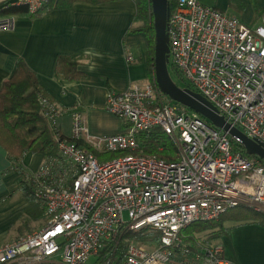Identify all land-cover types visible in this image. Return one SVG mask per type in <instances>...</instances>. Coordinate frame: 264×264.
Segmentation results:
<instances>
[{
	"label": "built area",
	"instance_id": "1",
	"mask_svg": "<svg viewBox=\"0 0 264 264\" xmlns=\"http://www.w3.org/2000/svg\"><path fill=\"white\" fill-rule=\"evenodd\" d=\"M51 1L11 0L2 9L24 7L34 15ZM13 25L11 16L0 18V30ZM166 31L167 67L180 87L264 144V10L249 26L198 0H177ZM40 103L58 128L62 110L44 98ZM105 109L123 120L121 131L92 134L74 110L69 135L55 136L57 155L27 173L34 200L44 205V224L0 244V264H109L97 263L98 253L125 230L141 228L156 231L159 241L130 243L118 264H227L220 243L197 232L189 238L186 230L239 205L264 211V164L235 150L227 131L170 100L155 78L110 90ZM151 129L168 138L174 160L130 152L139 148L138 134ZM119 151L128 153L99 159Z\"/></svg>",
	"mask_w": 264,
	"mask_h": 264
},
{
	"label": "crops",
	"instance_id": "2",
	"mask_svg": "<svg viewBox=\"0 0 264 264\" xmlns=\"http://www.w3.org/2000/svg\"><path fill=\"white\" fill-rule=\"evenodd\" d=\"M8 1L11 0H0V11ZM198 1L235 15L249 26L258 23L264 10V0ZM135 11V0H77L67 8L46 5L34 15L0 12V18L11 16L14 21L12 29L0 30V87L13 74L17 60L22 59L51 102L62 110L57 119L61 134L69 135L74 110L83 114L92 134L121 131L123 120L105 109L107 93L143 85L151 79L145 33L133 30L138 26ZM58 56L77 61L79 78L66 80L55 76ZM17 154L27 173L45 159L28 151L17 150ZM19 176L20 171L11 169L7 152L0 145V244L29 233L31 223L38 221L33 206L34 214L26 213L29 228L23 230L22 209L29 208L31 200L18 188ZM224 225L227 230L214 241L221 244L227 264H264V226L253 222Z\"/></svg>",
	"mask_w": 264,
	"mask_h": 264
},
{
	"label": "trees",
	"instance_id": "3",
	"mask_svg": "<svg viewBox=\"0 0 264 264\" xmlns=\"http://www.w3.org/2000/svg\"><path fill=\"white\" fill-rule=\"evenodd\" d=\"M77 0H54L48 3L50 8H67ZM89 2L109 1V0H82ZM136 11L134 20L141 25L134 27L135 31L145 33L148 47V63L151 78H154V44L155 32L153 26V15L150 0H135ZM168 12L171 14L176 6L177 0H167ZM2 13L16 14L26 12L24 7H9L1 9ZM55 76L60 79L75 80L79 78L81 72L78 70L77 61L66 56H58L55 67ZM48 101L47 92L39 84L35 73L25 64L22 59H18L13 74L5 80L0 87V145L6 150L11 161V169L20 171V176L16 182L21 191L31 200V205L36 207L37 215L42 216L44 205L34 200L32 195V182L27 180V172L19 163L17 150L38 153L45 158L56 156L58 153L55 136H63L58 128L52 126L44 114L40 99ZM139 148L144 154H154L164 161L175 159L174 148L168 138L158 129L143 131L138 134ZM233 148L240 150L247 157L243 147L233 142ZM128 151L109 153L104 156L114 158ZM260 164L264 161L257 158ZM30 205V206H31ZM225 222L243 223L253 222L264 226V212L251 207L239 205L226 210L217 221L194 223L190 225L186 233L189 238L192 233L203 229H216L212 236L217 237L225 232ZM159 235L149 228L139 230H125L122 235L106 244L98 253L97 263L109 261V264H118L126 256V250L131 242H158Z\"/></svg>",
	"mask_w": 264,
	"mask_h": 264
},
{
	"label": "water",
	"instance_id": "4",
	"mask_svg": "<svg viewBox=\"0 0 264 264\" xmlns=\"http://www.w3.org/2000/svg\"><path fill=\"white\" fill-rule=\"evenodd\" d=\"M155 32L154 44V78L159 90L170 100L177 102L207 119L237 141L247 155L264 161V144L249 139L240 130L227 124L216 108L202 95L188 87L178 86L168 71L169 38L166 31L169 16L167 0H150Z\"/></svg>",
	"mask_w": 264,
	"mask_h": 264
},
{
	"label": "rangeland",
	"instance_id": "5",
	"mask_svg": "<svg viewBox=\"0 0 264 264\" xmlns=\"http://www.w3.org/2000/svg\"><path fill=\"white\" fill-rule=\"evenodd\" d=\"M139 25H141L140 22H138V26ZM168 68H169L170 77L172 78V80L177 85L180 86L181 85V81H180L179 77H177L176 73L172 70V67L170 65L168 66ZM130 152L135 153V154H144L141 148H138L137 150L135 149V150L130 151ZM146 155H154V154L147 153ZM99 159H104L105 160V159H110V158L107 157V156H104V157H99ZM16 184L18 185V188L21 190L19 184L17 182H16ZM32 205L29 208L22 209V211L24 212L23 213V221H22L23 222V230H25V231H26L27 228H29L27 226V224H28V220H30V218L27 217V214L26 213L30 214V216H32L34 214V210H33V206ZM35 211L37 213V209H35ZM44 220H45L44 215L43 216H39L38 215V221H36L34 223H31V225H33V226L31 227L30 231H33V230H35L37 228H40L43 225ZM214 230H216V229H214ZM214 230L213 229H203V230H201V231H199L197 233H200V235H207V236H209V238H211L212 240H214L215 237L212 236V233H213ZM131 243H137L139 245H143V246H146V247L152 246V244H150L149 242H143V243H141V242H131ZM89 261H94V257H91Z\"/></svg>",
	"mask_w": 264,
	"mask_h": 264
}]
</instances>
